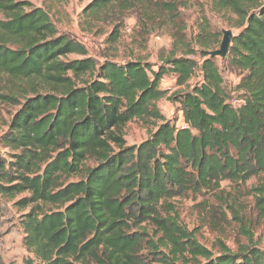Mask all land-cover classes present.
<instances>
[{
    "label": "trees",
    "instance_id": "trees-1",
    "mask_svg": "<svg viewBox=\"0 0 264 264\" xmlns=\"http://www.w3.org/2000/svg\"><path fill=\"white\" fill-rule=\"evenodd\" d=\"M211 1L239 28L221 56L238 75L232 88L206 29L197 42L201 61L192 46L181 55L176 46L159 64L135 54L117 60L123 20L137 0H92L85 8L88 30L112 26L103 60L60 33L44 7L0 0V73L30 85L22 101L0 92V104L19 106L0 137V197L25 212L30 255L23 263L0 255V264H264L253 217L223 187L262 180L252 190L255 217L264 220V0ZM155 5L179 27L175 2ZM198 71L202 79L190 85ZM168 74L186 90L168 96ZM164 98L179 103L187 127L164 116ZM136 120L156 130L128 145L124 130ZM208 193L225 220L232 214L234 248L223 240L204 245L173 213L172 200Z\"/></svg>",
    "mask_w": 264,
    "mask_h": 264
},
{
    "label": "rangeland",
    "instance_id": "rangeland-1",
    "mask_svg": "<svg viewBox=\"0 0 264 264\" xmlns=\"http://www.w3.org/2000/svg\"><path fill=\"white\" fill-rule=\"evenodd\" d=\"M29 1L36 6L44 7L50 13L60 33L69 34L84 44L92 57L103 60L104 56L108 55L109 46L106 41L112 26L102 23L93 30L87 28L84 11L92 0ZM155 1L137 0L134 9L127 12L121 27L122 37L118 43L117 60L124 61L127 57L135 54L144 57L152 64H159L161 58L170 55L171 50L176 46L180 47V50L177 51L179 55L183 53L184 48L192 46L198 54L191 55V57L201 61L202 56L198 51L197 42L203 29L212 32L214 39H217L211 46V51L220 49L224 30H232L234 35L239 32V28L235 25L236 16L229 11H217L211 0H170L177 5V12L181 18L179 27L173 25L172 20L168 19V15H164L160 11L157 12L158 6L155 5ZM146 9L157 13L149 18L145 15ZM2 17L3 15L0 13V18ZM75 58L82 57L77 55L68 57L69 60ZM216 60L226 84L232 88L238 82V75L228 70L221 56H218ZM201 79V72L198 71L190 81V85L197 84ZM162 87L168 91V96L186 90V87L177 85L174 74L165 75ZM26 88L29 89L30 85L23 84L8 74L0 73V92L15 93L22 101L23 95L26 94L23 89ZM41 89L45 91L47 88L41 87ZM158 106L168 120L175 125L178 122L181 124L180 119H184V116L180 113L179 103L164 98L158 102ZM18 108V105L0 104V137L7 131L11 118ZM155 130L156 125L153 123L132 121L124 130L127 144H139ZM3 152L4 150L0 147V154ZM259 182L262 180L258 178H253L243 185L224 182L223 187L227 192H231L232 198L237 199L241 210L247 209L248 217H253L254 238L264 250V220L257 219L253 210L252 187L257 186ZM172 201L175 204L173 213L182 224L195 231L196 237L204 245L212 248L213 244L223 240L231 247H235L238 227L232 220L231 213L228 214L227 220L223 218L220 213L221 207L216 205L214 195L210 193L199 196L191 194ZM24 213L13 201L0 197V255L7 263H23L30 257L23 242L22 216ZM142 226H147L153 235L151 226L145 223Z\"/></svg>",
    "mask_w": 264,
    "mask_h": 264
},
{
    "label": "water",
    "instance_id": "water-1",
    "mask_svg": "<svg viewBox=\"0 0 264 264\" xmlns=\"http://www.w3.org/2000/svg\"><path fill=\"white\" fill-rule=\"evenodd\" d=\"M234 37V33L232 30H224L223 40L221 42L220 49H217L212 52L213 56H225L228 52L231 41Z\"/></svg>",
    "mask_w": 264,
    "mask_h": 264
},
{
    "label": "built area",
    "instance_id": "built-area-1",
    "mask_svg": "<svg viewBox=\"0 0 264 264\" xmlns=\"http://www.w3.org/2000/svg\"><path fill=\"white\" fill-rule=\"evenodd\" d=\"M239 102H240L239 100H234L233 101L234 104H238ZM180 122H181V124L178 122L177 125H176L178 128H185V127L188 126L184 119L183 120L180 119Z\"/></svg>",
    "mask_w": 264,
    "mask_h": 264
},
{
    "label": "crops",
    "instance_id": "crops-1",
    "mask_svg": "<svg viewBox=\"0 0 264 264\" xmlns=\"http://www.w3.org/2000/svg\"><path fill=\"white\" fill-rule=\"evenodd\" d=\"M180 113L183 114V112L180 110ZM183 117V116H182ZM183 119V118H182Z\"/></svg>",
    "mask_w": 264,
    "mask_h": 264
}]
</instances>
